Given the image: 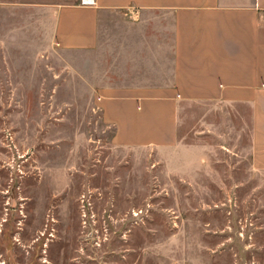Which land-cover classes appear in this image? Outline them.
<instances>
[{
    "label": "rangeland",
    "instance_id": "rangeland-1",
    "mask_svg": "<svg viewBox=\"0 0 264 264\" xmlns=\"http://www.w3.org/2000/svg\"><path fill=\"white\" fill-rule=\"evenodd\" d=\"M10 30L0 24V264H264L248 107L183 103L172 141L121 147L83 57L35 59Z\"/></svg>",
    "mask_w": 264,
    "mask_h": 264
},
{
    "label": "crops",
    "instance_id": "crops-1",
    "mask_svg": "<svg viewBox=\"0 0 264 264\" xmlns=\"http://www.w3.org/2000/svg\"><path fill=\"white\" fill-rule=\"evenodd\" d=\"M93 3L0 0V24L35 59L83 57L79 74L118 146L172 141L183 103L248 107L264 171V0Z\"/></svg>",
    "mask_w": 264,
    "mask_h": 264
},
{
    "label": "built area",
    "instance_id": "built-area-1",
    "mask_svg": "<svg viewBox=\"0 0 264 264\" xmlns=\"http://www.w3.org/2000/svg\"><path fill=\"white\" fill-rule=\"evenodd\" d=\"M93 2L94 0H82V4L87 6L93 5Z\"/></svg>",
    "mask_w": 264,
    "mask_h": 264
}]
</instances>
